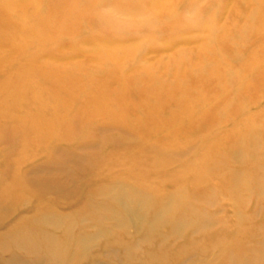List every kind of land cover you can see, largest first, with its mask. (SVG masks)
I'll return each instance as SVG.
<instances>
[{"label":"rangeland","instance_id":"1","mask_svg":"<svg viewBox=\"0 0 264 264\" xmlns=\"http://www.w3.org/2000/svg\"><path fill=\"white\" fill-rule=\"evenodd\" d=\"M0 219V264H264V0H0Z\"/></svg>","mask_w":264,"mask_h":264},{"label":"bare ground","instance_id":"2","mask_svg":"<svg viewBox=\"0 0 264 264\" xmlns=\"http://www.w3.org/2000/svg\"><path fill=\"white\" fill-rule=\"evenodd\" d=\"M155 149V148H154ZM118 187V186H117ZM133 190V192H134V189H132ZM131 190V191H132ZM120 191V190H119ZM123 191V190H122ZM126 191V190H125ZM136 191H137V193H138V195H139V200L140 201H149V200H151V198L152 197H150V195L149 194H147V193H145L144 191H141V190H137L136 189ZM129 191H127L126 193H128ZM128 195V194H127ZM133 195V194H132ZM128 197V196H127ZM136 197V196H135ZM179 197V196H178ZM137 198V197H136ZM135 198V199H136ZM131 200H132V198H131ZM131 200H129V198H126L125 197V194L123 195V194H115V196L113 195V198H112V201L114 202V203H118L117 204V206H118V208H119V210L118 209H115V210H117L116 212H114V211H111L112 213H115L114 214V216H116L115 218H116V228L117 227H120V228H124V227H126V223H125V219L126 218H128V217H136V218H140V217H142V215H143V217H145V214H146V209H147V207L146 206H141L140 208H136L135 207V205H134V201H131ZM178 201H181L182 200V198L181 197H179L178 199H177ZM137 201V200H136ZM141 202V203H142ZM150 202V201H149ZM182 202H184V200H182ZM140 203V204H141ZM151 203V202H150ZM136 204H137V202H136ZM149 204V203H148ZM177 204V201H175V204H174V199L173 200H169L168 202H166L165 203V205L162 207V208H160L159 210H157L156 212H155V217L151 220V221H148L147 222V225H148V232L145 234V236H143L142 238H144V239H140L141 241H143V240H146V242H144V243H149L148 241H150V239H152L151 237H150V234L153 232V234H154V232H158V236H160L161 237V239H162V241L163 242H165V241H167V239H170L169 238V236H176V237H178V236H180V235H182L183 234V231L188 227V226H193V225H198L199 224V222H196V220H190V219H187V218H176V217H173V216H171L170 215V213H172V211L174 210V207H175V205ZM96 205H97V203H96ZM106 205V204H105ZM188 205V204H187ZM98 206V205H97ZM112 206V205H111ZM99 207V206H98ZM101 207V206H100ZM104 207V206H103ZM109 208V207H108ZM94 209V208H93ZM95 210V209H94ZM103 210H104V212H106L107 210H105V207L103 208ZM120 210H123L124 211V213H122V212H120ZM142 210V211H141ZM148 210H150V209H148ZM96 211V210H95ZM100 210H98L97 212H99ZM108 212V211H107ZM111 212H109V213H111ZM122 213V214H120V213ZM99 213H102V212H99ZM99 213H97V214H99ZM97 214H95V215H97ZM112 215V214H111ZM126 217H125V216ZM58 216V215H57ZM98 217V216H97ZM102 217H104V216H102ZM142 217V218H143ZM142 218H140V219H138L141 223H143L144 221L143 220H141ZM1 221H3L2 219H0ZM45 221V220H44ZM47 221V220H46ZM29 222V221H28ZM53 224H55V223H53ZM212 224V219L211 218H205V225L206 226H210ZM56 225V224H55ZM58 225V224H57ZM57 225L55 226V227H57ZM54 226V225H53ZM100 227H98L97 228V230L95 229V233H92V234H90L89 236H85V237H82V239H81V241L78 243V246L80 247V249L81 250H83V254H84V256L86 255V253L89 251V250H93L95 247H97L98 246V242H100V240L103 238V237H105V238H108V240H107V242H106V246L107 247H111V252H120V251H124L125 252V254L124 255H128V256H130V257H132L133 256V254L135 253V251L138 249V245H131V244H127V245H124V243H121L122 244V248L119 250V249H117V248H114L113 246H114V244H118L120 241H118V239L117 238H114V239H112L111 238V236L113 235V233H112V231H111V229L110 228H108V227H105V226H103V225H99ZM165 226H169V227H171V229H170V235H168V233H166V232H163V231H161V230H159V228L161 229V228H164ZM187 226V227H186ZM204 226V225H203ZM185 227V228H184ZM49 228V227H48ZM71 228V227H70ZM69 228V229H70ZM113 230V229H112ZM61 231V230H60ZM59 232V231H58ZM24 233V232H23ZM28 234V233H27ZM34 234V233H33ZM40 234V233H39ZM43 234V233H42ZM112 234V235H111ZM76 235V234H75ZM12 236V233H10V231L9 230H7L6 232H1V236L0 237H2V240H5V242H8L9 241V238ZM41 236V235H40ZM74 236V235H73ZM156 236V235H155ZM17 237V236H16ZM45 238V237H44ZM104 238V239H105ZM103 241V240H102ZM152 241V240H151ZM14 245H16V244H14ZM19 245V244H18ZM28 245V244H27ZM33 245V244H32ZM20 246V245H19ZM151 246H152V244H151ZM24 247V246H23ZM28 247V246H27ZM26 247V248H27ZM20 248V247H19ZM65 248V247H64ZM25 249V248H24ZM28 249V248H27ZM31 249V248H30ZM68 249V248H67ZM22 250V249H21ZM25 251V250H24ZM32 251H33V249H32ZM60 251H62V250H60ZM150 250H148V252H149ZM13 252V251H12ZM17 252V251H16ZM27 252H29V251H27ZM43 252V251H42ZM59 252V251H58ZM69 252V251H68ZM151 252H153V251H150V254H151ZM20 253V252H19ZM37 253V252H36ZM16 255V254H15ZM20 255V254H19ZM52 255V254H51ZM70 255V254H69ZM152 255H153V253H152ZM152 255H151V257H152ZM165 255V254H164ZM164 255H161V256H164ZM261 255V254H260ZM8 256H10L11 257V254L10 255H8ZM29 256V255H28ZM49 256H50V253H49ZM67 256V255H66ZM83 256V255H82ZM156 256H160V255H154V257H156ZM4 258H6L5 256H3ZM23 257V256H22ZM34 257V256H33ZM41 257V256H40ZM52 257V256H51ZM58 257V256H57ZM150 257V256H149ZM154 257L152 258L153 260H157V259H154ZM38 258H39V255H38ZM24 259H25V257H24ZM48 259V258H47ZM47 259H46V261H47ZM90 259V258H89ZM151 259V260H152ZM232 259V258H231ZM28 261H30L29 260V258L27 259ZM34 260L35 261H37L36 260V257L34 258ZM43 260V259H42ZM56 260V259H55ZM59 261H61V260H59ZM32 264H33V261H30ZM29 262V263H30ZM37 262H39V261H37ZM42 262V261H41ZM244 262V261H243ZM20 263H22V262H20ZM28 263V262H27ZM27 263H25V264H27ZM30 263V264H31ZM51 263V262H50ZM49 263V264H50ZM60 263V262H59ZM59 263H57V264H59ZM38 264H41V263H38ZM48 264V263H47ZM247 264V263H246ZM251 264V263H250Z\"/></svg>","mask_w":264,"mask_h":264}]
</instances>
